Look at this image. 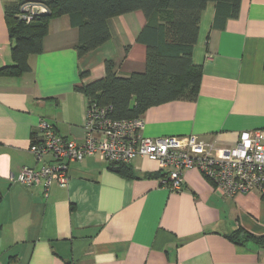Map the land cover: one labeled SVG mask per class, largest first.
I'll list each match as a JSON object with an SVG mask.
<instances>
[{
	"label": "crops",
	"instance_id": "0c3cea01",
	"mask_svg": "<svg viewBox=\"0 0 264 264\" xmlns=\"http://www.w3.org/2000/svg\"><path fill=\"white\" fill-rule=\"evenodd\" d=\"M0 0V68L12 65ZM215 4L201 14L192 63L201 68L194 100L149 108L140 117L149 138L196 136L214 147L232 146L243 131L264 129V0H241L236 18L213 27ZM110 38L79 58L78 31L67 16L52 18L42 52L28 57L29 72L0 75V264H264V247L229 238L264 237V193L221 196L197 169L184 188L161 186L158 165L136 157L131 178L97 155L68 166L66 186L25 187L13 180L38 169L28 152L43 119L61 137L83 143L87 98L75 90L105 76L145 71L137 42L140 12L108 22ZM83 75V76H82ZM166 172V171H165ZM159 176V177H158Z\"/></svg>",
	"mask_w": 264,
	"mask_h": 264
},
{
	"label": "trees",
	"instance_id": "16d2710c",
	"mask_svg": "<svg viewBox=\"0 0 264 264\" xmlns=\"http://www.w3.org/2000/svg\"><path fill=\"white\" fill-rule=\"evenodd\" d=\"M10 3L5 18L11 38L12 65L0 68V75L17 76L30 70L28 57L42 52L43 37L52 18L67 16L78 31L79 58L102 46L110 38L109 19L140 12L145 26L137 42L146 49L145 71L118 77L105 63V76L86 86L76 87L88 105L110 106L116 120L140 117L146 110L178 100H194L201 81V68L192 63L201 14L208 3L215 4L213 27L236 18L241 0H39L46 12H36L29 22L22 18L21 6ZM83 76V75H82ZM131 178L126 164L110 165ZM163 176V175H162ZM159 177V176H158ZM234 244L252 241L264 247V237L243 233L229 238Z\"/></svg>",
	"mask_w": 264,
	"mask_h": 264
},
{
	"label": "built area",
	"instance_id": "2783aa9c",
	"mask_svg": "<svg viewBox=\"0 0 264 264\" xmlns=\"http://www.w3.org/2000/svg\"><path fill=\"white\" fill-rule=\"evenodd\" d=\"M22 18L29 22L36 12H46L38 3L21 6ZM110 106L88 105L83 143L59 136L53 126L40 119L28 152L38 162H51L38 169L23 168L15 181L25 187L43 183L45 192L51 183L66 186L68 166L97 155L109 165L129 164L140 157L158 165L163 178L161 186L178 193L184 188L183 173L197 169L225 197L244 195L255 189L264 193V129L238 133L232 146L214 147L196 136L149 138L143 135L141 117L116 120ZM166 171V172H165Z\"/></svg>",
	"mask_w": 264,
	"mask_h": 264
},
{
	"label": "bare ground",
	"instance_id": "6f19581e",
	"mask_svg": "<svg viewBox=\"0 0 264 264\" xmlns=\"http://www.w3.org/2000/svg\"><path fill=\"white\" fill-rule=\"evenodd\" d=\"M40 6L44 7L43 5L39 4Z\"/></svg>",
	"mask_w": 264,
	"mask_h": 264
}]
</instances>
